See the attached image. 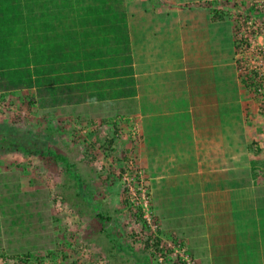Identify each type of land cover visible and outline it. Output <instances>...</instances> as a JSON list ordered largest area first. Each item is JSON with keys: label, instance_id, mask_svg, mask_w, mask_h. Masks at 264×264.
<instances>
[{"label": "rangeland", "instance_id": "obj_1", "mask_svg": "<svg viewBox=\"0 0 264 264\" xmlns=\"http://www.w3.org/2000/svg\"><path fill=\"white\" fill-rule=\"evenodd\" d=\"M174 1L168 0L162 13L169 15V35L177 38L171 48L184 50L186 68L194 59L213 66L216 56L224 54L230 65L226 75L219 69L211 87L222 98L229 76L234 108L224 99L193 106L216 114L232 109V114L242 116L241 124L248 130L249 182L260 184L264 0H178L177 6ZM135 3L121 0L127 17L145 14L146 7ZM135 49L133 58L144 60V46ZM213 73H196L197 84L210 81ZM177 76L191 83L195 79L190 69L171 70L164 79ZM191 83L184 84L186 96ZM152 87L149 83L136 89L143 110L162 108L159 100L146 101ZM178 97L179 101L166 98L162 103L175 102L184 109L186 98ZM121 98L104 104L54 103L35 87L0 90V196L6 197H0V264H207V250L193 239L198 220L188 214L201 210L199 192L185 190L189 175L164 181L156 174L152 177L145 145L149 152L152 147L129 114L135 107L133 97ZM202 200L206 201L204 194ZM178 202L192 206L188 215H176L183 211L175 206ZM14 214L20 218L13 224ZM177 217L182 227L178 233L167 232V218L173 223Z\"/></svg>", "mask_w": 264, "mask_h": 264}, {"label": "crops", "instance_id": "obj_2", "mask_svg": "<svg viewBox=\"0 0 264 264\" xmlns=\"http://www.w3.org/2000/svg\"><path fill=\"white\" fill-rule=\"evenodd\" d=\"M167 1L136 0L135 6L146 7L145 14L125 15L131 53L130 75L135 89L133 95L127 96L133 97L135 104L129 114L144 133L145 143L152 147V152H149L145 145L146 162L152 177L158 176V180L189 175L190 178L184 184L187 187L185 190L199 192L201 210L188 211L192 206L178 202L175 206L182 207L183 211L176 215L189 214L198 220V233L193 235V239L198 248L207 250V264H264V175L260 184L250 185L248 130L241 124L242 116L232 114V109L216 114L193 106L195 102L217 104L223 99L233 104V86L231 82L229 85L227 83L229 76L224 80L222 98L218 99L216 87H211L212 83H216L219 69H224L223 75H226L227 69H230L229 62L224 54V57L216 56L213 66L198 64L194 59L190 60L191 66L186 68L184 50L171 48L177 38L169 35L166 23L169 15L162 13ZM178 3V0L173 2L174 6ZM142 45L146 54L144 60L133 58V51L137 52L135 48ZM186 69L192 71L194 78L196 73L201 75L205 70L214 73L210 81H204L203 84H197V77L192 83L181 80L179 76L176 80L164 79L171 70L183 73ZM149 83L151 87H159H152V94H145L148 98L146 101L159 100L162 108L141 109L136 99V89ZM168 83H172V86L168 87ZM188 83H191L190 95L186 96L184 84ZM181 94L187 102L184 109L175 104ZM166 98L175 102L165 106L162 102ZM118 100L123 99L115 97L81 102L104 104ZM163 187L166 189L167 186L163 183ZM173 191L180 192L174 187ZM203 194L206 201L202 200ZM170 220H166V231L175 230L178 233L183 224L181 217L173 218V223Z\"/></svg>", "mask_w": 264, "mask_h": 264}, {"label": "trees", "instance_id": "obj_3", "mask_svg": "<svg viewBox=\"0 0 264 264\" xmlns=\"http://www.w3.org/2000/svg\"><path fill=\"white\" fill-rule=\"evenodd\" d=\"M125 15L121 0H0V90L35 87L54 103L133 95Z\"/></svg>", "mask_w": 264, "mask_h": 264}, {"label": "built area", "instance_id": "obj_4", "mask_svg": "<svg viewBox=\"0 0 264 264\" xmlns=\"http://www.w3.org/2000/svg\"><path fill=\"white\" fill-rule=\"evenodd\" d=\"M259 89V88H258Z\"/></svg>", "mask_w": 264, "mask_h": 264}]
</instances>
